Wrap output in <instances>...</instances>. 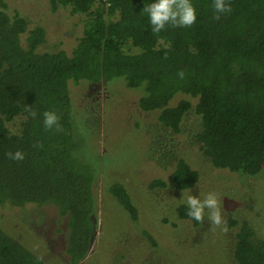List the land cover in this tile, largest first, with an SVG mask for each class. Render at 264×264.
Instances as JSON below:
<instances>
[{
    "label": "trees",
    "instance_id": "trees-1",
    "mask_svg": "<svg viewBox=\"0 0 264 264\" xmlns=\"http://www.w3.org/2000/svg\"><path fill=\"white\" fill-rule=\"evenodd\" d=\"M51 2L54 10L86 15L83 35L71 53L40 50L46 29L30 27L26 17L10 13L7 2L0 0V204L55 208L66 224L67 258L60 263L79 264L90 256L98 226L94 184L99 167L89 163L75 138L70 81L108 84L123 79L129 88L142 89L138 105L156 111L172 134L180 132L194 107L202 120L197 147L215 166L249 175L262 171L264 0H227L231 11L218 19L213 0H192L195 23L166 25L159 33L142 13L150 0ZM44 111L57 113L59 127L45 129ZM17 150L25 154L19 162L8 156ZM198 177L197 167L182 156L166 181L153 180L151 186L173 184L182 190L193 187ZM106 195L115 198L130 220L142 221L137 200L120 179L106 176L103 199ZM177 213L194 225L201 223L187 215L185 203L177 206ZM231 224L239 226L236 264H264V239L257 230L246 219L231 218ZM143 230L152 246H158L154 235ZM0 264L51 263L0 226Z\"/></svg>",
    "mask_w": 264,
    "mask_h": 264
},
{
    "label": "rangeland",
    "instance_id": "rangeland-1",
    "mask_svg": "<svg viewBox=\"0 0 264 264\" xmlns=\"http://www.w3.org/2000/svg\"><path fill=\"white\" fill-rule=\"evenodd\" d=\"M5 1L8 11H18L30 27L46 29L47 40L40 50L71 53L83 35V13L72 14L62 7L54 10L51 0ZM69 89L75 138L89 163L99 167L94 184L97 233L90 256L80 264H236L233 249L239 226L232 225L231 218L248 220L264 239V168L249 175L215 166L197 147L202 120L194 107L186 113L180 132L172 134L166 132L156 111L140 108L142 89L129 88L123 79L108 84L70 81ZM129 127L134 130H122ZM182 156L197 167L195 185L182 190L173 184L152 187L153 180H167ZM105 175L127 185L138 202L142 221L130 220L113 196L103 199ZM199 192L217 194L221 223L209 219L210 210L199 225L179 217L182 193ZM64 220L50 205L28 203L19 208L0 204V226L51 264H62L60 258H67ZM144 228L158 246L147 240Z\"/></svg>",
    "mask_w": 264,
    "mask_h": 264
},
{
    "label": "clouds",
    "instance_id": "clouds-1",
    "mask_svg": "<svg viewBox=\"0 0 264 264\" xmlns=\"http://www.w3.org/2000/svg\"><path fill=\"white\" fill-rule=\"evenodd\" d=\"M212 7L217 19L219 14H226L231 11L227 0H213ZM142 13L147 15L151 30L155 33L165 29L166 25L180 28L190 27L197 19L196 8L192 0H150V2L145 3ZM180 75L183 76V72ZM31 114L36 115L35 112ZM42 115L45 129L59 127V118L55 111H44ZM8 156L10 159L19 162L24 159L25 154L17 150L8 153ZM182 197L189 217L197 222H202L205 211L210 210L209 219L213 223H221L219 200L216 193L208 192L205 194L199 192L198 195L182 193Z\"/></svg>",
    "mask_w": 264,
    "mask_h": 264
},
{
    "label": "flooded vegetation",
    "instance_id": "flooded-vegetation-1",
    "mask_svg": "<svg viewBox=\"0 0 264 264\" xmlns=\"http://www.w3.org/2000/svg\"><path fill=\"white\" fill-rule=\"evenodd\" d=\"M86 258H87V257H86ZM86 258H85V259H86ZM85 259H84V260H85ZM84 260H83V261H84ZM83 261H81V262H83ZM81 262H80V263H81ZM80 263H79V264H80Z\"/></svg>",
    "mask_w": 264,
    "mask_h": 264
}]
</instances>
